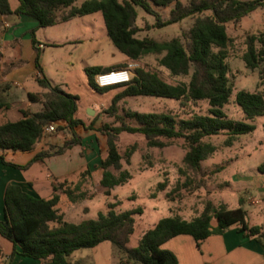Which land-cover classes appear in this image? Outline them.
Returning a JSON list of instances; mask_svg holds the SVG:
<instances>
[{
  "label": "trees",
  "instance_id": "16d2710c",
  "mask_svg": "<svg viewBox=\"0 0 264 264\" xmlns=\"http://www.w3.org/2000/svg\"><path fill=\"white\" fill-rule=\"evenodd\" d=\"M75 1L18 0V6L11 9L9 0H0V15L31 18L39 29L99 12L109 42L125 58L137 61L148 54L162 55L157 62L171 76L190 77L187 83L170 85L155 73L137 68L129 84L110 87L121 89L103 112L112 121L101 123L95 129L106 140L105 155L99 162L100 185L104 188L105 195L130 178L127 171H120L117 176L109 171L119 170L120 162L123 159L128 161L136 149L133 144L120 153L116 141L121 133L141 135L149 148H164L170 142L182 140L186 149L182 159L185 170L179 172L187 177L189 172H200L201 162L212 150L204 142L205 138L225 135V143L229 146L235 138L254 132V125L232 120L222 110L231 95L224 49L230 40L226 26L239 22L256 9L264 8V0H191L187 5L181 0H85L78 7L73 6ZM169 7L168 18L161 20L157 10ZM135 8H140L146 15L153 17L152 27L156 29L195 17L192 26L182 36L186 43L178 37L167 41L136 37L139 29L135 26ZM34 32L30 31L35 53L34 64L36 70L41 72L39 43ZM254 40L259 43V49L253 48ZM241 59L250 70L264 61V32L257 39L249 37L247 50ZM109 70L111 69L100 67L85 68L89 88L100 94L110 90L98 88L93 80L95 75ZM35 81L43 91L28 93L27 100L40 108L34 112L21 111L22 117L18 121L0 124V152L33 150L43 139L42 131L48 124H54L55 131L67 130L71 139L55 152L50 145L24 166L10 165L20 170H26L33 163L42 162L46 158L61 155L71 146L80 145L81 139L75 129L78 126L84 130L93 129L96 122V117H93L85 125L76 117L78 96L65 93L44 76L36 77ZM134 97L169 99L182 106L204 101L208 110L205 114L190 111L186 118H180L169 113L132 112L119 106V102ZM234 103L246 120L264 116V98L259 92L239 90L235 93ZM7 107L8 104L0 99V108ZM0 160L3 161L1 156ZM91 176L92 173L87 168L79 174L76 181L53 182L49 198H39L25 192L18 185H8L4 192L0 236L19 248L21 256L41 260L43 264H71L68 258L72 253L94 248L103 242H110L124 256V261L120 264H177L175 256L162 249L165 242L185 235L190 236L198 246L207 237L221 235L231 227H236L244 237L254 238L264 244V232L258 226L247 224L241 201L235 209H213L207 205L199 216L190 220L178 215L161 218L141 235L135 248H129L127 243L134 233V217L142 214L141 208L114 213L109 205L107 214L99 213L97 219L78 224L65 221L58 211L62 195L70 203L86 197L81 186ZM164 187L165 184L160 183L157 188L160 191ZM169 197L170 193L167 195Z\"/></svg>",
  "mask_w": 264,
  "mask_h": 264
},
{
  "label": "rangeland",
  "instance_id": "374dc122",
  "mask_svg": "<svg viewBox=\"0 0 264 264\" xmlns=\"http://www.w3.org/2000/svg\"><path fill=\"white\" fill-rule=\"evenodd\" d=\"M83 1L85 0H76L73 6L78 7ZM181 1L187 5L191 0ZM10 3L13 7L19 4L18 0H10ZM135 10L137 12L135 26L139 29L136 34L138 38L148 37L156 41H167L178 37L186 43L182 36L187 33L195 20V17H189L177 24L156 29L152 27L153 17L146 15L140 8ZM169 10L170 7L157 10L161 20L168 18ZM38 30L36 39L42 33H47L60 44L66 32L75 36L83 34L89 40L83 43L82 49L95 50L91 58L93 65L105 66L124 59V56L109 42L99 12L77 17L65 24H56ZM226 32L230 40L224 51L229 70L227 77L231 95L222 110L232 120L245 121L254 125V132L235 138L229 146L225 143L227 139L225 135L205 138L204 142L209 144L212 150L201 162L200 172L196 174L189 172L187 177L179 172L185 170L182 159L186 149L182 140L170 142L164 148H149L141 135L121 133L116 141L120 153L133 144L136 145V149L128 161L123 159L120 162L119 170L110 169L109 171L115 176L120 171H127L130 178L122 185L110 189L108 195H105L104 188L100 185L101 174L98 173L100 159L104 157L106 151V140L99 133L85 136V138L79 137L83 139L84 144L81 148L82 156L86 154L94 167L91 168L92 176L87 178L81 186V191L86 197L70 203L66 196H61L57 209L65 221L78 224L85 220L97 219L99 213H108L109 205L112 206L111 211L114 213L141 208L142 214L134 217V233L127 243V247L135 248L141 235L161 218L178 215L190 220L199 216L207 205L213 209L220 207L232 209L239 206L241 201L242 204L247 203L244 205L246 209L253 205L255 199L251 198L254 196L252 186L263 177L259 170L264 168V116L246 120L240 108L234 103V96L237 91L246 90L259 92L264 98V61L250 70L245 67L241 59L247 50L249 37L257 39L264 32V8L256 9L237 23L228 24ZM252 45L254 49L260 47L257 40H254ZM43 47L47 48L45 68L52 80H55L56 73L66 69L65 62L70 49L64 45L53 47L45 42ZM78 47L81 49L80 44ZM161 56L148 54L134 62L138 64V68L155 73L167 84L176 85L189 81V75L171 76L158 64L157 61ZM65 74L68 78L69 74L67 72ZM75 74L77 72L69 77L74 84L69 86L67 92L78 96V116L80 117L88 115L92 110L97 112L99 106L106 104L117 89L110 88L103 94L97 93L90 89L88 84L77 83ZM78 75L84 76L81 72H78ZM119 90L121 89H117ZM119 106L132 112L169 113L180 118H186L190 111L205 114L208 110V105L204 101L195 105L182 106L174 100L151 97L126 98L119 102ZM107 107H101L99 114L95 116L97 127L101 123L112 121V118H108L103 113ZM128 122L134 124L133 121L128 120ZM65 135H69L67 130L55 131L49 136H62L65 139ZM70 139L69 135V139L61 146L52 145L53 152L68 143ZM89 151L92 155H89ZM76 178L73 176L71 180L76 181ZM160 183H164L165 187L159 191L157 187ZM169 193L170 197L167 198ZM123 258L124 256L114 245L103 242L91 249L75 251L68 261L71 264L76 262L78 264H120L124 261Z\"/></svg>",
  "mask_w": 264,
  "mask_h": 264
},
{
  "label": "crops",
  "instance_id": "0c3cea01",
  "mask_svg": "<svg viewBox=\"0 0 264 264\" xmlns=\"http://www.w3.org/2000/svg\"><path fill=\"white\" fill-rule=\"evenodd\" d=\"M9 4L11 9L17 7L11 6L10 0ZM36 25L33 19L25 16L0 15V99L8 104L7 108H0V124L6 121H18L22 117L21 111L34 112L39 110L40 106L31 105L27 100L28 93L43 91L37 85L36 77L44 76L52 85L58 86L62 91L69 94L67 92L68 88L74 84V81L69 80V77L73 76L72 73L77 72L75 74L77 83L85 85L88 84L86 83L87 79H85V68L116 69L124 67L130 62L124 57V59L114 64L93 65L91 64V58L95 50L93 48L88 51L82 49L84 48L83 43L89 40L83 34H81L82 36H75L66 32L62 37L63 42L60 44L54 38L48 36L47 33H42L37 39L35 36L40 50L39 65L41 72H38L34 64L35 53L30 35L31 30L35 31L34 35L39 33ZM44 42L53 47L64 45L70 49L65 62L66 69L60 70L62 72L58 71L55 80H52L45 68L47 48L43 47ZM78 44H80L81 49H79ZM66 72L69 74L68 78H66ZM78 72H81L84 76L80 77ZM115 91L112 97L120 90ZM111 99L106 104L100 105L97 112L92 110L94 117L99 114L101 107L110 105ZM78 113L79 109L76 117L82 120L85 125L91 122L93 117L89 118L90 115L87 114L80 117ZM96 123L97 121L93 129L84 130L81 126H78L75 132L81 138L93 134L97 135L98 132L95 131L97 128ZM58 137L60 138L58 139ZM58 137L47 136L43 138L29 152H0L3 159V161L0 160V220L3 216L4 192L8 185H18L22 190L33 196L49 198L52 194L53 182L72 181L71 177L76 176L78 178L83 170L88 168L91 171V168L94 167L86 154L82 156L83 139H81L82 143L80 145L71 146L61 155L33 163L26 170L10 166H24L37 153L48 149L50 145L61 146L69 139V135H65V139L62 136ZM89 155H92L91 151H89ZM259 171L263 177L252 186L254 196L251 198L255 201L247 209L244 207L247 203L242 204V208L246 212L247 224L258 226L264 232V168ZM98 173L101 174L100 170ZM162 248L175 256L177 264H264V244L257 242L254 238L244 237L236 227L227 229L221 235L209 236L201 241L198 246L190 236L182 235L168 240L162 245ZM0 264H43V262L21 256L19 248L14 247L10 241L0 236Z\"/></svg>",
  "mask_w": 264,
  "mask_h": 264
},
{
  "label": "built area",
  "instance_id": "2783aa9c",
  "mask_svg": "<svg viewBox=\"0 0 264 264\" xmlns=\"http://www.w3.org/2000/svg\"><path fill=\"white\" fill-rule=\"evenodd\" d=\"M138 64L130 61L124 67L111 69L109 71L94 76V83L98 88H110L115 86L127 85L134 77V72ZM55 132V125L48 124L43 128V138ZM254 203V202H253Z\"/></svg>",
  "mask_w": 264,
  "mask_h": 264
},
{
  "label": "water",
  "instance_id": "95a60500",
  "mask_svg": "<svg viewBox=\"0 0 264 264\" xmlns=\"http://www.w3.org/2000/svg\"><path fill=\"white\" fill-rule=\"evenodd\" d=\"M93 111H90V113H88V115H90V116H93Z\"/></svg>",
  "mask_w": 264,
  "mask_h": 264
}]
</instances>
